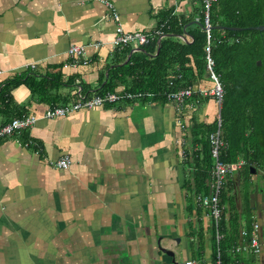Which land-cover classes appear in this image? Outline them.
Segmentation results:
<instances>
[{
  "label": "crops",
  "instance_id": "0c3cea01",
  "mask_svg": "<svg viewBox=\"0 0 264 264\" xmlns=\"http://www.w3.org/2000/svg\"><path fill=\"white\" fill-rule=\"evenodd\" d=\"M107 1L126 32L144 34L157 33L166 11L198 22L201 7V0ZM115 28L100 0H0V93L21 82L0 101V125L38 117L33 127L0 139V264L170 263L159 241L186 264H214L211 218L190 201L187 187L184 146L194 111L183 116L180 106L148 94L45 117L76 102L84 85L97 95L101 72L114 60ZM74 46L85 48L79 61L69 54ZM57 75L65 84L54 88ZM31 79L48 83L43 92L61 104L34 94ZM217 113L213 97L195 111L204 122ZM64 157L68 169L52 165ZM257 190L251 198L263 250L252 264H264V190Z\"/></svg>",
  "mask_w": 264,
  "mask_h": 264
},
{
  "label": "trees",
  "instance_id": "16d2710c",
  "mask_svg": "<svg viewBox=\"0 0 264 264\" xmlns=\"http://www.w3.org/2000/svg\"><path fill=\"white\" fill-rule=\"evenodd\" d=\"M198 15L196 22L192 16L163 12L158 28L161 34L137 51L125 48L113 52L114 60L102 70L96 94H151L157 99L167 100L166 95L171 92L185 88L200 89L203 82L211 79L207 69L208 38L202 5ZM211 25L243 29L211 30L210 54L225 91L221 119L226 147L221 151V159L227 164L243 162L240 168L227 176L222 190L220 229L223 238L219 243L211 224L213 262L218 264L220 255L221 264H252L258 256L251 249L241 253H236L235 249L240 244L250 243L256 220L251 198L254 192L251 167L264 169V31L248 29L264 25V0H218L211 9ZM128 57L130 60L125 63ZM259 61L262 62L260 66ZM51 78L54 88L65 84L62 75ZM72 81L69 79L67 83ZM20 83L12 81L3 89L0 101L6 102L8 92ZM45 84L48 83L29 81L34 94H43L42 99L61 104L63 98L57 94L48 97L43 92ZM81 93L91 97V86L84 85ZM209 98L198 92L180 111L183 116L187 110L194 111L184 146L186 161L191 166L187 182L190 201L200 193L209 192L213 167L209 136L216 130L217 120L204 122L195 115L196 107ZM197 145L201 149L195 150ZM243 232L247 235L243 236Z\"/></svg>",
  "mask_w": 264,
  "mask_h": 264
},
{
  "label": "built area",
  "instance_id": "2783aa9c",
  "mask_svg": "<svg viewBox=\"0 0 264 264\" xmlns=\"http://www.w3.org/2000/svg\"><path fill=\"white\" fill-rule=\"evenodd\" d=\"M102 3L106 4L108 8L112 11V17L116 23L115 28V37L110 44V50L112 52L120 51L125 48L131 47H140L148 43L151 39H154V36L161 34V31H157L155 34H144V33H133L126 32L122 24L120 23V17L118 13L114 10V6L111 2L107 0H100ZM218 0H201V5L204 13V24L207 31L208 46H207V69L210 76V81L213 83V86L208 88H200L197 91L193 88H185L178 90L176 92H171L166 95L167 100L173 104H176L177 107H182L185 102L193 97L194 94L198 93L204 97H213L218 106V113L216 115L217 128L210 134L209 140L212 147V158H213V167L211 170V177L209 180V192L200 193L197 195L195 201L200 206V208L210 216L213 223L217 243L223 238L220 229V220L222 207L220 205V197L222 190L225 185V181L228 175H232L238 168L243 164L242 161H239L236 164H227L221 159V151L226 147V143L223 138V129H222V119H221V106L224 99L225 91L224 87L220 81V78L215 73V61L211 57V9L214 3ZM69 54L76 61L84 58L85 48L74 46L69 50ZM88 61L85 60L84 64ZM141 95L133 94H116V93H105L102 95H93L91 97H86L81 91H78L77 101L73 104L54 107L49 109L45 113L47 118L63 117L67 116L73 112L80 110H95L101 107H105L108 104L117 103L123 99H132L135 97H140ZM38 121L36 115L24 116L21 118H15L11 122L0 125V139L12 136L21 131L27 130L35 125ZM179 124L182 129H186V125L179 121ZM197 149H201L197 148ZM52 165L59 169H68L71 165V161L68 157L60 158L52 163ZM261 226L258 220H255L254 228L252 230L250 243H243L236 247L235 252L241 253L248 250H252L256 255L262 253V244H261ZM247 233L243 232V236H246ZM187 264H196L195 261H189ZM218 264H221L220 255H218Z\"/></svg>",
  "mask_w": 264,
  "mask_h": 264
},
{
  "label": "water",
  "instance_id": "95a60500",
  "mask_svg": "<svg viewBox=\"0 0 264 264\" xmlns=\"http://www.w3.org/2000/svg\"><path fill=\"white\" fill-rule=\"evenodd\" d=\"M214 28H219V29H230L232 31H241L243 30L242 28H236V27H223V26H218V27H211V30ZM248 29L251 30H259V31H264V25H260V26H254V27H250ZM130 60V57H128L127 61L125 63H127ZM262 64L261 61L258 62V65L260 66ZM257 172V169L255 167H251V173L255 174ZM158 249L159 251L167 256L170 257V263L166 262V261H161V264H186V261L183 257L182 254L180 253H176L175 251L168 249L166 247H163L160 243V241L158 242Z\"/></svg>",
  "mask_w": 264,
  "mask_h": 264
},
{
  "label": "rangeland",
  "instance_id": "374dc122",
  "mask_svg": "<svg viewBox=\"0 0 264 264\" xmlns=\"http://www.w3.org/2000/svg\"><path fill=\"white\" fill-rule=\"evenodd\" d=\"M256 168L259 169L257 166ZM252 183L253 184L251 186H252V190L254 191L253 194H255V192L258 191L257 190L258 187L264 190V169H259V173L256 172L255 174L252 175ZM226 191L228 192V189H226Z\"/></svg>",
  "mask_w": 264,
  "mask_h": 264
},
{
  "label": "flooded vegetation",
  "instance_id": "af4514ba",
  "mask_svg": "<svg viewBox=\"0 0 264 264\" xmlns=\"http://www.w3.org/2000/svg\"><path fill=\"white\" fill-rule=\"evenodd\" d=\"M259 169H261V168H259ZM259 169H257V172L259 173ZM260 190H262L261 188H260Z\"/></svg>",
  "mask_w": 264,
  "mask_h": 264
}]
</instances>
